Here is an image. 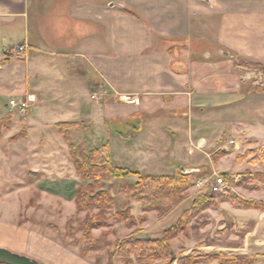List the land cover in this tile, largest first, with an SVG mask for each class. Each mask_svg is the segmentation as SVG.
<instances>
[{"label":"crops","instance_id":"crops-1","mask_svg":"<svg viewBox=\"0 0 264 264\" xmlns=\"http://www.w3.org/2000/svg\"><path fill=\"white\" fill-rule=\"evenodd\" d=\"M260 64L264 0H0V109L31 95L141 175L264 173ZM26 225L0 222L2 248L89 264Z\"/></svg>","mask_w":264,"mask_h":264},{"label":"rangeland","instance_id":"rangeland-1","mask_svg":"<svg viewBox=\"0 0 264 264\" xmlns=\"http://www.w3.org/2000/svg\"><path fill=\"white\" fill-rule=\"evenodd\" d=\"M9 101V98L3 100L0 109V120L3 121L0 123L1 224H27L28 230L37 231L40 236L64 246L84 263L138 264L133 258L126 262L117 257L115 245L134 235L161 238L186 210L191 216L195 200L201 202L206 195L213 199V206L191 217L188 233L171 240L174 254H190L192 257L250 254L257 258L256 264H264V176L260 178L264 173L238 174L228 180L220 173L203 179L194 175L184 199L173 203L172 199L163 198L159 202L162 206L168 205V212L162 213L152 210L142 195H137L136 182L141 174L136 171L100 182L85 179L77 171L72 160L71 143L75 144L77 155L103 146L95 140L87 122H83L84 129L71 131L67 142L57 124L51 125L52 120L66 121L62 112L39 110L37 99L26 112L11 111L5 106ZM57 106L65 108L66 104ZM254 156L260 160L264 158V149L258 148ZM168 173L176 175L174 171ZM221 179L231 184L229 194L211 189V184ZM199 180L206 181V187H197ZM81 188L89 195H97L102 190L108 193L110 203L103 210L107 220L105 226L88 231L82 229L83 222L100 214L101 210H77L76 196ZM251 208L253 210H240ZM128 216H133L134 223L124 220ZM87 236L99 240L100 245L84 255L76 242ZM8 240L0 237V242ZM211 264L220 263L216 260Z\"/></svg>","mask_w":264,"mask_h":264},{"label":"trees","instance_id":"trees-1","mask_svg":"<svg viewBox=\"0 0 264 264\" xmlns=\"http://www.w3.org/2000/svg\"><path fill=\"white\" fill-rule=\"evenodd\" d=\"M260 66L264 70V66L261 64ZM57 126L67 142L70 139L69 133L71 131L85 128L83 122H61ZM70 148L74 165L85 179L100 182L112 176H124L133 173L132 170L127 168L113 166V154L107 142L102 147H95L88 152H82L78 155L74 143L70 144ZM247 155H251V151L247 152ZM193 173L192 170L183 168L176 175H141L136 182V193L137 195H142L143 200L149 204L152 210L167 213L168 205L165 207L159 202L163 198H170L173 200V203H178L179 200L184 199L186 191L191 186L190 179ZM224 175L227 180L231 178L228 174ZM263 176L264 174L260 178H263ZM255 187L253 186V188ZM109 198L108 193L103 190L99 191L97 195H89L82 188L78 190L76 196L78 211H85L91 208H99L101 210L100 214L83 222L82 229L84 231L100 228L107 224V220L103 216V210L109 205ZM198 202L199 200H195L191 216H188L189 210H186L182 214V217L172 227L167 229L161 238H143L135 235L124 238L115 245V255L126 262H131L133 258L138 264H211L216 260L220 264H256L257 258L250 254L226 256L220 253L196 257H192L190 254H182L180 256L174 254L171 240L180 234L188 233L191 217L211 208L214 204L213 199L206 195L201 202ZM246 208H250V206ZM132 218L133 216H128L124 217V220H128L129 224H132L134 223V218L133 220ZM76 243L80 244L81 252L84 255L98 249L100 245L99 240L89 238L88 236ZM0 264L11 263L0 260Z\"/></svg>","mask_w":264,"mask_h":264},{"label":"built area","instance_id":"built-area-1","mask_svg":"<svg viewBox=\"0 0 264 264\" xmlns=\"http://www.w3.org/2000/svg\"><path fill=\"white\" fill-rule=\"evenodd\" d=\"M27 45L25 43H21L16 45V51L18 52V54H24L25 51L27 50ZM93 98H96L97 95L93 94L92 96ZM33 102H36V98L32 97L31 95H26L25 97L22 98H13L9 101L8 106L10 108L11 111H22V112H26L28 109H30L31 104ZM233 142V141H232ZM197 187L204 188L206 187V181L204 182L203 180H199L196 183ZM211 189L214 192H218V193H222V194H229V192L232 190V186L231 184L225 180V179H221V181H219L218 183L215 184H211Z\"/></svg>","mask_w":264,"mask_h":264},{"label":"water","instance_id":"water-1","mask_svg":"<svg viewBox=\"0 0 264 264\" xmlns=\"http://www.w3.org/2000/svg\"><path fill=\"white\" fill-rule=\"evenodd\" d=\"M0 260L7 261L11 264H42L39 261L26 255L12 252L6 248L0 247Z\"/></svg>","mask_w":264,"mask_h":264}]
</instances>
